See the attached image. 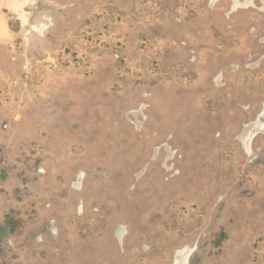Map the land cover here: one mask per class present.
<instances>
[{
    "label": "rangeland",
    "instance_id": "1",
    "mask_svg": "<svg viewBox=\"0 0 264 264\" xmlns=\"http://www.w3.org/2000/svg\"><path fill=\"white\" fill-rule=\"evenodd\" d=\"M0 264H264V0H0Z\"/></svg>",
    "mask_w": 264,
    "mask_h": 264
}]
</instances>
